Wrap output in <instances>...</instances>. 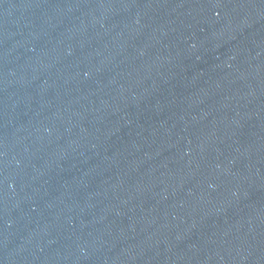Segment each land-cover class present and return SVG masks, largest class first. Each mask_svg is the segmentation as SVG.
Wrapping results in <instances>:
<instances>
[{"label":"water","instance_id":"95a60500","mask_svg":"<svg viewBox=\"0 0 264 264\" xmlns=\"http://www.w3.org/2000/svg\"><path fill=\"white\" fill-rule=\"evenodd\" d=\"M244 0H0V264H139Z\"/></svg>","mask_w":264,"mask_h":264}]
</instances>
